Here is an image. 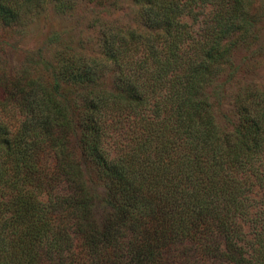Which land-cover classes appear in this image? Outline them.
Here are the masks:
<instances>
[{
  "label": "trees",
  "instance_id": "1",
  "mask_svg": "<svg viewBox=\"0 0 264 264\" xmlns=\"http://www.w3.org/2000/svg\"><path fill=\"white\" fill-rule=\"evenodd\" d=\"M80 1L0 0V26ZM129 1L100 59L0 71V264H264V89L213 114L250 0Z\"/></svg>",
  "mask_w": 264,
  "mask_h": 264
},
{
  "label": "rangeland",
  "instance_id": "2",
  "mask_svg": "<svg viewBox=\"0 0 264 264\" xmlns=\"http://www.w3.org/2000/svg\"><path fill=\"white\" fill-rule=\"evenodd\" d=\"M255 17L254 40L241 45L231 55L235 68L228 82L225 74L218 80L221 99L213 102V114L221 131L234 122L231 99L242 85L251 83L264 89V0H250ZM136 7L129 0H82L69 11L56 10L45 3L37 13L21 18L16 24L0 26V71L14 74L28 59L65 62L78 57L100 59L99 29L111 24L137 29ZM139 30V29H137ZM105 82L109 71L105 72ZM248 232L246 226L243 227Z\"/></svg>",
  "mask_w": 264,
  "mask_h": 264
}]
</instances>
